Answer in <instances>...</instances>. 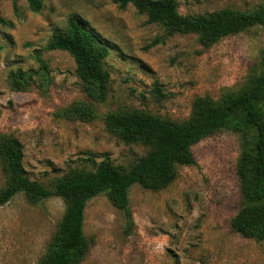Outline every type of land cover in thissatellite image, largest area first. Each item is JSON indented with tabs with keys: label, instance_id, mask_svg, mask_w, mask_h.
<instances>
[{
	"label": "rangeland",
	"instance_id": "obj_1",
	"mask_svg": "<svg viewBox=\"0 0 264 264\" xmlns=\"http://www.w3.org/2000/svg\"><path fill=\"white\" fill-rule=\"evenodd\" d=\"M182 14L230 7L252 10L264 0H178ZM81 17L109 48L106 100H91L63 50H44L57 28ZM48 62L49 78L13 89L10 72L38 70L35 49ZM264 27L253 26L203 47L193 33H169L149 22L130 2L43 0L39 12L27 0H0V131L24 146L23 164L32 179L50 186L71 169L93 170L103 159L129 168L148 151L126 143L107 127L110 111L147 110L183 121L198 96L220 98L238 90L259 69ZM77 102L91 103L88 120L66 114ZM195 164L178 167L176 179L153 191L135 183L129 199L134 225L106 193L91 198L84 231L89 250L79 264H264V240L251 237L255 217L241 211L236 173L237 134L220 131L192 147ZM6 178L0 162V189ZM51 196L31 202L23 193L0 206V264H36L64 213Z\"/></svg>",
	"mask_w": 264,
	"mask_h": 264
},
{
	"label": "trees",
	"instance_id": "obj_2",
	"mask_svg": "<svg viewBox=\"0 0 264 264\" xmlns=\"http://www.w3.org/2000/svg\"><path fill=\"white\" fill-rule=\"evenodd\" d=\"M29 8L39 12L43 0H27ZM124 7L132 3L145 13L149 22L162 25L169 33H193L203 47H211L222 38L256 25L264 27V3L252 10L222 8L212 12L182 14L178 0H115ZM44 50L67 51L76 64V73L91 100H106L110 73L105 67L109 54L87 23L78 15L69 17L66 26L57 28ZM38 70L18 68L10 72L13 89L25 90L35 74L49 78L48 62L41 49H35ZM259 69L252 71L236 91L220 98L198 96L193 101L188 119L177 121L147 110L110 111L105 115L107 127L126 143L140 142L148 151L134 165L122 168L109 159L95 169H71L50 186L32 179L23 164L24 146L13 134L0 131V162L5 185L0 189V206L23 193L31 202L51 196L64 201V213L51 237L46 252L36 264H79L89 250L84 231L88 201L106 193L112 204L123 210L127 225H134L129 193L135 183L157 191L169 186L178 167L196 163L192 147L207 136L220 131L238 135L240 153L236 164L241 192V211L251 212L255 223L251 237L264 240V50ZM66 114L88 120L94 117L91 103L77 102Z\"/></svg>",
	"mask_w": 264,
	"mask_h": 264
}]
</instances>
